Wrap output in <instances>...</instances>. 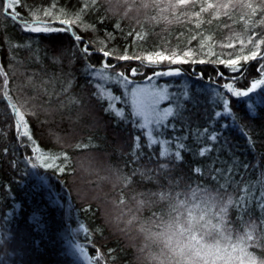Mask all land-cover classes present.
<instances>
[{
	"label": "trees",
	"instance_id": "1",
	"mask_svg": "<svg viewBox=\"0 0 264 264\" xmlns=\"http://www.w3.org/2000/svg\"><path fill=\"white\" fill-rule=\"evenodd\" d=\"M218 2L228 0H207ZM244 2L255 4L257 0ZM83 3L84 0H21L16 11L30 23L52 21V26L60 27L59 19L75 20ZM168 3L169 0H95L80 15L79 22L72 25V31L82 37L78 47L71 32L21 30L0 7V68L9 77L11 102L19 105L28 99L29 109L35 105L34 115L31 111L25 114L32 138L46 153H66L68 158L63 173L32 169L26 162L32 155L31 148L17 143L15 117L0 91V264H82L74 247H82L92 264H154L159 248L153 243L157 229L151 218L154 212L159 215L167 209L159 200L138 208L141 194L168 192L173 187L181 192L188 190L186 186L195 189L198 185L212 191L227 184L234 196L233 189L242 195L244 188H250L252 197L260 198L264 191V85L249 97L228 94L232 112L217 117L215 113L223 112V108L216 94L228 82L218 73H224L225 78L240 77V73L209 62L169 65L165 61L157 67H145L138 60H118L115 56L125 54V50L129 55L140 56L165 50L167 55H182L188 48L193 49L194 59L249 54L252 45L247 44L248 38L254 32L264 33L262 15H251L249 9L237 4L235 9H209L197 17L203 0L195 6L175 9L169 8ZM207 3H203L205 8ZM41 9L52 11L54 16H44ZM241 40L245 41L244 46ZM228 43L234 47H221ZM85 44L91 55L82 54ZM101 49L114 55L106 58ZM208 52L215 55L204 54ZM105 62L116 66L105 70L109 76L123 72L134 81L128 90L155 85L166 87L170 96L187 91L190 100L184 102L181 117L175 121L177 131L169 128L165 135L155 131L152 138L157 143L148 147L147 130L139 128L141 120L134 115L128 95L127 104L123 102V86L86 72L89 64L99 69ZM260 62L241 61L243 77L234 82V87L244 91L252 80L261 78ZM169 67L180 69V74L147 79L155 71ZM133 68L138 75H131ZM2 82L0 76V88ZM109 92L120 97V101H113L114 110L105 111L109 100L100 99L97 94ZM250 103L254 105L252 111ZM163 106L174 104L167 100ZM121 109L123 117L116 114ZM133 120L137 121L135 126ZM172 122V117L165 121ZM206 128L209 133H217L216 142L204 134ZM174 135L185 137L181 142L187 148L181 150L182 159L178 161L171 155L176 151L174 140L167 145L170 154L159 155L166 147L161 141L171 140ZM78 144L87 146L76 147ZM210 146L212 152L199 155L201 149ZM217 157L219 162L211 163ZM62 160L63 157L57 163ZM162 163L168 167L161 169ZM197 167L201 168L200 173L194 172ZM216 168L221 169L223 177L214 171ZM124 177H131V182ZM50 197L59 203H49ZM121 200L124 203H119ZM13 205H19L18 210L10 220L5 219L13 212ZM248 207L253 209V218L261 215L256 199ZM34 209H40L37 214H42L43 229L39 231L30 221ZM242 215L230 207L231 221ZM232 227L234 240L243 225L233 223ZM255 251L258 254L260 249ZM98 256L102 259L97 261ZM216 264L225 262L218 260Z\"/></svg>",
	"mask_w": 264,
	"mask_h": 264
},
{
	"label": "snow or ice",
	"instance_id": "2",
	"mask_svg": "<svg viewBox=\"0 0 264 264\" xmlns=\"http://www.w3.org/2000/svg\"><path fill=\"white\" fill-rule=\"evenodd\" d=\"M197 2L198 0H175L173 3L172 0H169L168 7L175 9L181 6H195ZM20 3L21 0H3V3H0V7L5 10L14 24L21 27V30L31 33L48 34L71 32L78 47L82 37L72 31V25L79 22L80 15L94 4L95 0H84L80 14L76 16L75 20L70 18L59 19V24L62 25L60 27L52 26V21L34 20L30 23L28 20L23 19L21 13L16 11V7L20 5ZM203 3H207V0H203ZM203 3L201 4L199 12L196 13L197 17L200 13L206 12L209 9H235L237 4H239L240 7L249 9L251 15L260 12L262 15L260 23L264 24V0H257L255 4L252 2L245 3L244 0H228L227 3H207L206 8L203 6ZM156 6H159V4L157 3ZM52 7H55V5ZM41 10L46 17L54 16V13L48 9ZM225 14H227V12ZM209 23H211V21H209ZM225 27L230 28L231 26L225 25ZM197 28H199V24L197 25ZM138 38L142 39L143 36H139ZM192 39H196V36H193ZM190 42L191 41H189V43ZM240 43L242 46L245 45V41L243 40H241ZM247 44L252 45V48L249 49V54L237 55L233 58V53H227L226 55L228 58L226 59L221 58V55H217L215 60H205L203 58L194 59L193 57L195 56V53L191 48L183 51L182 55H178L176 52L167 55L165 54V50L154 51L146 56H140L136 54L129 55L127 54V50H125V54L115 56V58L118 60L135 59L140 61L141 65L145 67H157L165 61H167L169 65L189 62L200 64L206 62L216 63L224 65L233 73H240V77H243V64L241 61L244 63H247L250 60L261 61L258 65V71L261 73V78L252 80L250 87L244 91L238 90L234 87V82L240 77L232 76L225 78L224 73H218L219 78L228 81L220 86L222 91L217 92L216 94L222 102L223 108V112L215 113V115L219 117L232 112L228 94L235 98H245L249 97V94L260 88L261 85H264V33L254 32L248 38ZM221 47L233 48L234 45L228 43L227 45H221ZM203 49L204 45L201 44V52H203ZM242 50L243 49H241V51ZM101 51L106 58L110 55H114L108 50L101 49ZM81 52L85 56L91 55L87 44L81 49ZM204 54L209 57L215 55V53L212 52ZM115 67V65L105 62L102 68L96 69L93 65L89 64L86 68V72L89 76H95L101 80L113 81L122 85L125 89V99L123 102L127 104L128 101L126 97L128 95V85L133 84L134 81L130 80L128 75L123 72H116L109 76L105 70L109 68L115 69ZM130 71L132 76L139 74L136 68H133ZM179 74L180 69H172L169 67L165 70L155 71L152 76L147 77V79L151 81L156 77L174 76ZM0 76H3L2 88H0V91L3 92V97L9 101L8 106L15 117L16 141L17 143H20L22 147L31 148L32 155L26 158V162L30 164L32 169L43 168L53 170L54 174L57 172L63 173L68 163L67 154H49L36 144V141L31 136L28 122L25 119V114L27 112L31 111L33 115L35 114V105L29 109L27 107L29 103L28 99H25L19 105L11 102L8 89L9 77L8 74L4 72L3 68H0ZM66 90L67 89H65V91ZM130 94L134 115L141 117L144 121L143 124L139 125V128L143 129L149 124L155 126L154 129H149L148 131V147L157 143V140L152 138L154 130L157 135H165L169 128H171L174 133L177 131L175 121L181 117V110L184 107V102L190 100L187 91H184L179 95L172 94L170 96L166 87L157 89L133 87ZM97 95L100 99L109 100L108 108L105 109V111L114 110L113 101L120 99V97H115L110 92L107 95L103 93ZM32 99H34V97ZM163 100H170L174 106L160 109L159 104ZM248 107L250 111L254 110L253 104L250 103ZM22 108L24 111L21 110ZM116 114L123 117V110H117ZM169 117L173 118V122L171 124H166L165 121H167ZM132 123L135 126L137 121L133 120ZM204 134L212 142L218 140L217 133H209L207 128L204 129ZM197 135H200V133H197ZM24 138H27V142L24 141ZM184 138L185 137L174 135L171 140L161 141L166 147L160 151L159 155L168 156L170 154V149L167 145L171 144L174 140L176 141V151L171 155L175 160H181V150H187L186 145L181 142ZM139 140L140 137L137 136V149L140 147ZM86 146L87 145H76V147ZM212 150L211 146L205 147L199 151V155L205 156L206 153H210ZM4 151L7 152L8 149L5 148ZM133 154L135 155L136 153ZM61 157H63V160L61 163H57V161L61 160ZM218 162V157L211 161L213 164ZM159 167L161 169H166L168 164L162 163ZM214 171L223 177L224 173L221 172L220 168H216ZM225 171H231V169H225ZM194 172L200 173L201 168H195ZM123 179L129 183L131 182V177H124ZM41 180L43 183H47L45 178L42 177ZM186 187L188 190L181 192H176L175 187H173L168 192L160 191L158 193H144L141 194L140 199L137 201L138 208L142 205L155 203L157 200L164 202L166 205L167 210H161L159 215L154 212L151 218L153 226L157 229L153 234V238L159 240L168 250L167 252H162L157 257H153L154 264H166V261H170L171 264H216L218 260L224 261L225 264H232L233 261H236L237 264H264V191L260 192V198L257 199L252 197L250 188H244L242 190V195L239 194L240 190L233 189V193H236L234 196L229 193L227 184H221L218 189L212 191L199 185L195 189L190 186ZM253 199H256V205L261 209V215L255 218H253L252 215L253 209L248 207V204H250ZM49 203L58 204L59 201L52 200L50 197ZM119 203H124V201L121 200ZM230 207L238 209L239 212L243 214L235 222L231 221L229 218ZM18 208L19 205H13V212L8 213L4 218L10 220ZM39 212L40 209H34L30 217V221L35 224L38 231L43 229L42 214H37ZM245 217L247 218L245 219ZM233 223H236L238 227L243 225L242 231L237 232L234 240ZM222 241L225 243L222 244ZM249 248H252L253 251H249ZM255 249H260L258 254ZM79 250L81 253L84 252L82 247H79ZM99 259H102V256L96 258L97 261Z\"/></svg>",
	"mask_w": 264,
	"mask_h": 264
},
{
	"label": "rangeland",
	"instance_id": "3",
	"mask_svg": "<svg viewBox=\"0 0 264 264\" xmlns=\"http://www.w3.org/2000/svg\"><path fill=\"white\" fill-rule=\"evenodd\" d=\"M162 87H164V86L158 87V86H155V85H147V86L141 87V88L157 89V88H162ZM130 93H131V90H128V100L130 101V103L132 105V98H131V94ZM116 101H120V99L119 100H116ZM166 101L167 100H163V101L160 102V104H159V108L160 109H163V108L166 107V106H163V104ZM138 118L141 120V124H143L144 123L143 119L141 117H138ZM154 128H155V126L154 125H151V124H149L147 127H145V129L147 130V133H148L149 129H154ZM154 134H155V130L153 131V138H154ZM74 251L76 252L77 257H79V260L81 261L82 264H92L91 261H90V259H89V257L84 252L81 253L80 250H79V248L74 247Z\"/></svg>",
	"mask_w": 264,
	"mask_h": 264
},
{
	"label": "clouds",
	"instance_id": "4",
	"mask_svg": "<svg viewBox=\"0 0 264 264\" xmlns=\"http://www.w3.org/2000/svg\"><path fill=\"white\" fill-rule=\"evenodd\" d=\"M154 227V226H153ZM155 228V227H154ZM153 243H156L158 248H159V252H158V256L162 253V252H167L168 250L164 247V245L159 241V240H155L153 241ZM166 264H171L170 261H166Z\"/></svg>",
	"mask_w": 264,
	"mask_h": 264
}]
</instances>
